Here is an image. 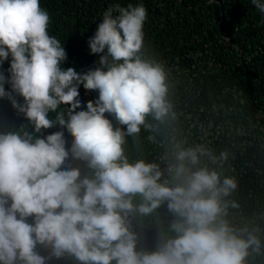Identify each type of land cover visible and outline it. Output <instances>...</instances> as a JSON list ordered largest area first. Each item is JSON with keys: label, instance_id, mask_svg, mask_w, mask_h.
Listing matches in <instances>:
<instances>
[{"label": "clouds", "instance_id": "9594fccd", "mask_svg": "<svg viewBox=\"0 0 264 264\" xmlns=\"http://www.w3.org/2000/svg\"><path fill=\"white\" fill-rule=\"evenodd\" d=\"M251 3L264 14V0ZM146 19L143 4L108 8L88 41L99 66L78 73L62 68L67 53L49 35V14L39 0H0V65L11 57L8 75L0 71V99L33 126L32 133L0 132V264H46L65 255L80 264H243L249 248L259 251L255 235L243 239L218 222L226 207L221 198L237 181L221 182L200 164L201 157L226 161L227 152L217 157L203 144L177 143L171 160L130 163L125 155V137L151 127L146 117L176 118L166 68L143 50ZM81 85L98 92L83 108ZM56 126L74 137L70 149L62 130L44 135ZM69 156L85 161L91 176L81 178ZM136 194L143 198L138 206ZM164 202L176 218L170 225L175 236L155 250H137L129 215H149ZM38 245L49 249L47 257Z\"/></svg>", "mask_w": 264, "mask_h": 264}, {"label": "trees", "instance_id": "16d2710c", "mask_svg": "<svg viewBox=\"0 0 264 264\" xmlns=\"http://www.w3.org/2000/svg\"><path fill=\"white\" fill-rule=\"evenodd\" d=\"M39 2L49 14V35L56 37L67 53L62 68L73 67L78 73L99 66V56L91 54L88 41L104 12L116 4L145 6L143 50L166 68L168 99L176 118L160 122L151 115L146 117V124L151 127L142 126L138 136L125 137V155L130 163L138 159L160 162L165 157L171 160L177 143L182 147L203 144L217 157L227 152L226 161L213 163L208 157H201L200 164L215 170L221 182L225 177L237 181V188L221 198L222 207H226L218 222H227L243 239L255 235L260 249L249 248L243 264H264V14L251 0ZM10 59L0 65L6 76ZM5 90H10L9 85L5 84ZM79 93L82 108L89 100L98 98L97 91H86L82 85ZM16 98L23 102L22 97ZM61 109L67 110L64 105ZM55 115L50 113L49 118L55 119ZM105 116L114 128L121 127L114 116ZM10 130L32 133L33 126L8 100L0 99V132ZM60 130L68 150L74 137L66 129L56 126L42 131L47 135ZM67 160L68 165L80 169L81 178L91 176L85 161L73 160L71 156ZM142 199L136 194L132 198L134 206ZM128 219L130 230L138 234L137 250H155L160 241L175 236L170 225L176 218L168 210L167 202L149 215L133 212ZM27 222L31 223L32 218ZM36 250L42 256L49 255V249L43 246L38 245ZM46 264L80 262L65 255L59 259L52 257Z\"/></svg>", "mask_w": 264, "mask_h": 264}]
</instances>
